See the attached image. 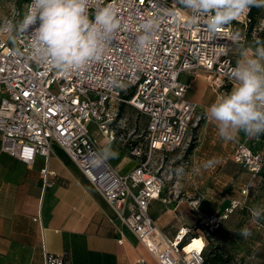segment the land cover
I'll return each mask as SVG.
<instances>
[{"label":"built area","instance_id":"obj_1","mask_svg":"<svg viewBox=\"0 0 264 264\" xmlns=\"http://www.w3.org/2000/svg\"><path fill=\"white\" fill-rule=\"evenodd\" d=\"M31 4L32 0H28L24 17ZM108 5L118 9L120 28L109 41L103 58L82 70L64 72L33 59L30 37L14 33L13 41L9 40L4 23L0 25L1 150L28 165L37 156L43 157L47 166L41 175L46 188L50 187L48 161L53 146H60L158 264H205L208 239L243 207V201L233 199L221 215L202 217L199 231L193 233L183 227L173 239L158 229L149 210L153 201L163 199L168 181L163 172L165 160L182 157L194 143V132L207 120L198 105L187 100L188 86L181 81V75L206 72L218 88L233 83L230 73L236 65L232 52L247 44L251 9L215 34L207 29V17L192 24L184 13L179 17L165 16L150 46L138 52L136 40L142 34L141 25L156 13L178 9V2L89 0L90 17ZM9 21L14 22L13 18ZM38 25L39 22L30 26L26 34L30 35ZM236 32L240 33L239 41L234 39ZM255 35L256 32L254 39ZM113 77L126 87H112ZM121 104L134 108L145 121L142 134L127 145L135 161V168L127 174L111 166L89 131V124L95 123L110 143L116 142L113 128ZM233 159L252 179L264 173V153L241 144ZM241 193L247 197L249 189ZM199 204L200 200L189 202L193 209ZM195 242L201 245L188 249ZM45 264L70 262L65 256L46 254ZM135 264L146 262L139 259Z\"/></svg>","mask_w":264,"mask_h":264},{"label":"crops","instance_id":"obj_2","mask_svg":"<svg viewBox=\"0 0 264 264\" xmlns=\"http://www.w3.org/2000/svg\"><path fill=\"white\" fill-rule=\"evenodd\" d=\"M260 36L264 39L263 34ZM257 45V41L250 39L244 49L252 55ZM239 52L240 49L232 52L235 65ZM180 79L188 86L187 100L198 105L207 120L201 123L203 132L198 138L201 144L191 149L188 169L173 178L174 182L181 185L187 198L202 197L197 208L200 217L221 215L233 199L243 201V207L225 223L232 220L231 229L236 232L245 226L249 229V237L240 236L250 246L249 256L255 264H264V218L253 222L251 211L257 205H264V173L252 179L233 159L236 147L241 144L254 152L264 153V135L249 138L239 132L234 140H223L218 135L216 123L207 118L208 107L236 87V81L218 88L206 72L184 73ZM92 137L104 157L105 148L110 147L118 153L105 159L120 174H127L135 168V161L126 149H121L116 142L110 143L102 134ZM178 157L165 160L163 172L169 180L173 173L168 162ZM208 160L215 163L204 168L203 164ZM46 166V160L41 156H37L32 165L10 157L1 150L0 137V264H45L46 254L65 256L70 264H135L139 259L145 260L146 264H158L63 148L53 146L48 161L50 187L45 188L41 170ZM211 169L215 172L226 170L220 174L225 177V185H229V193L223 199L220 196L222 188L218 190L211 186L215 178L211 181L205 178L210 176V171L211 174L214 172ZM238 173H242V177ZM245 188L249 189L247 197L241 193ZM173 199V193H163V199L153 201L149 210L158 229L170 239L181 228L187 227L183 222L188 215L185 202L168 205V200Z\"/></svg>","mask_w":264,"mask_h":264},{"label":"clouds","instance_id":"obj_3","mask_svg":"<svg viewBox=\"0 0 264 264\" xmlns=\"http://www.w3.org/2000/svg\"><path fill=\"white\" fill-rule=\"evenodd\" d=\"M179 8L156 13L141 25L142 34L137 37L136 51H145L165 16L188 15V22L195 24L201 17H207V29L215 34L218 29L230 24L236 17L251 8L264 9V0H178ZM89 0H32L29 12L19 24L4 21L9 40L14 33L30 37L31 56L37 61L49 63L52 67L68 72L82 70L93 61H100L109 41L120 28L118 9L115 5L97 9L93 17L89 14ZM39 22L30 35V26ZM234 39L239 41L240 33ZM237 86L218 98L206 110V116L214 121L221 139L232 141L239 132L254 138L264 135V43H258L252 55L240 48L239 59L230 73ZM114 88H125L119 79L113 77ZM104 155L116 156L110 147ZM214 160L204 162L209 168ZM182 174L180 166L175 169ZM253 222L264 218V205L253 207ZM239 235H251L245 226Z\"/></svg>","mask_w":264,"mask_h":264},{"label":"rangeland","instance_id":"obj_4","mask_svg":"<svg viewBox=\"0 0 264 264\" xmlns=\"http://www.w3.org/2000/svg\"><path fill=\"white\" fill-rule=\"evenodd\" d=\"M178 2V0H176ZM28 0H0V25L4 23V21L7 19L14 20V23L19 24L24 18L26 4ZM258 24L256 25V39H251V41H257V43H263V38L260 35L263 34L264 36V11L261 10L258 17ZM1 37V35H0ZM260 37V38H259ZM13 41V40H12ZM250 41V38H248L247 43ZM202 124L199 125L198 129L194 132V143L192 144L193 147L199 146L201 143H198V138L203 132ZM145 128V121L141 119L140 116L136 114L134 109L126 104H121L119 116L116 121V124L114 126V131L116 133V144L121 149L127 150V145L131 140H136L138 136H140ZM202 129V130H201ZM89 130L92 135H101L99 130L97 129V126L94 125V123L89 125ZM191 146V148H192ZM190 148V149H191ZM190 151L188 150L185 154H183L182 157L179 159H175L173 161L168 162V168L171 172V179H168V182H166V187L164 190V194H170L172 191H176L173 195L172 201L168 200V205L174 206L177 205L179 202L183 203L185 202L186 207L188 208V215H185L183 224H186L187 228H190L193 233L199 231L201 228L200 222H201V215L199 214V207L201 205L202 197L195 196L191 198H187L185 196V193L182 190L181 185H177L173 178H176V176H180L181 174H177L175 169L183 166V169H188L189 165H187L189 159H190ZM168 160V159H167ZM167 161H165L166 163ZM165 165V164H164ZM213 170V169H211ZM186 171V170H185ZM214 172L210 176H205L206 179L210 178L212 179V187H215L220 190L222 188L221 199L224 198L226 194L229 193L228 186L225 185V177H223L220 174H224L226 170H213ZM240 172V171H239ZM239 176L242 177V173H238ZM207 183V182H206ZM205 187H208V184L204 185ZM232 190V189H231ZM179 194V195H178ZM178 195V197H177ZM167 198V197H166ZM193 200L197 201L200 200V204L198 205V209H193L191 206H189V202H192ZM195 215V216H194ZM197 216V218H196ZM232 221V220H231ZM227 222L224 224L223 227H221L218 231H216L214 234L211 235V237L208 239V246L205 253V260L213 258L215 255L222 254L223 258L226 260L224 264H255V260H253L252 256H249V253L251 252L250 246L247 245V243L243 242V238L239 235V231H235L231 227L234 225L233 221ZM227 226V228H226ZM227 245L228 247L226 248ZM249 257H251L249 259Z\"/></svg>","mask_w":264,"mask_h":264},{"label":"trees","instance_id":"obj_5","mask_svg":"<svg viewBox=\"0 0 264 264\" xmlns=\"http://www.w3.org/2000/svg\"><path fill=\"white\" fill-rule=\"evenodd\" d=\"M261 10L262 9H258L256 7L251 8V12L249 15L250 23H249V27H248L247 38H250V39L253 38V34L255 32L256 25L258 24L259 13ZM263 43H264V40H263ZM191 149H193V146ZM191 149L189 150L190 152H191ZM224 262H226V260L223 258L222 254H218L217 256L215 255L213 258H210V259L208 258L205 260V264H224Z\"/></svg>","mask_w":264,"mask_h":264},{"label":"bare ground","instance_id":"obj_6","mask_svg":"<svg viewBox=\"0 0 264 264\" xmlns=\"http://www.w3.org/2000/svg\"><path fill=\"white\" fill-rule=\"evenodd\" d=\"M201 245V243L200 242H195L192 246H190L188 249H192V248H194V247H196V246H200Z\"/></svg>","mask_w":264,"mask_h":264},{"label":"snow or ice","instance_id":"obj_7","mask_svg":"<svg viewBox=\"0 0 264 264\" xmlns=\"http://www.w3.org/2000/svg\"><path fill=\"white\" fill-rule=\"evenodd\" d=\"M25 95H27V93H25Z\"/></svg>","mask_w":264,"mask_h":264}]
</instances>
